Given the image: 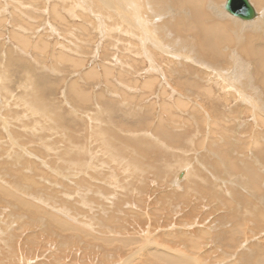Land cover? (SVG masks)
<instances>
[{"label": "rangeland", "instance_id": "1", "mask_svg": "<svg viewBox=\"0 0 264 264\" xmlns=\"http://www.w3.org/2000/svg\"><path fill=\"white\" fill-rule=\"evenodd\" d=\"M225 3L239 27L261 16L239 19ZM167 5L159 0L158 20L144 13L131 27L127 0H0V264L264 262V160L254 150L264 125L228 96L239 85L221 79L208 97L207 80L180 74L196 56L161 58L157 41L180 29L159 25L187 10ZM233 57L229 66L242 61ZM187 82V97L175 92Z\"/></svg>", "mask_w": 264, "mask_h": 264}, {"label": "bare ground", "instance_id": "2", "mask_svg": "<svg viewBox=\"0 0 264 264\" xmlns=\"http://www.w3.org/2000/svg\"><path fill=\"white\" fill-rule=\"evenodd\" d=\"M129 7L128 9H130V15L131 17H129L130 19H128L130 21H133V23H138L139 19L142 17L141 14L144 15V13H149L152 14L153 18L152 19H157L156 16L159 18L161 11L159 10L156 11L155 8H153V4L156 5V3H159V0H147L145 2H141V0H127ZM161 3L164 1L165 3L167 2L168 5L169 4H174V5H178V6H183L185 5L186 7V12L183 9V7H171V5L168 7L171 11L177 12V8H178V12L179 9L182 12L180 13V16H178L177 14L175 15V18L177 16V18H179L180 23L174 25L172 23V25H166L165 27H161L159 24V27L161 29V31L166 32V30H171L174 29L173 31H175V29H180L179 33L180 35H175L174 33H172V40H167L166 38L163 39L162 41L159 42V40L157 41L156 44V48H158V52L161 55V58H168L169 63L172 61L171 59H173V57L177 56L174 52H178L179 53V57L182 58H189L190 61H193L194 56H196V63L197 66L193 67L192 65H185L184 69L181 70L180 69V74L185 73L186 77L187 76H191L194 73L197 74L198 76H201V78L203 77L205 80H207L208 82L205 83L206 85H208L209 83V88L207 89L204 85H202V83H200V80H196L194 82L199 83L198 87H205L207 90H203L206 94L209 95H214V90L212 87H214V85L218 86V82L223 79L225 81H229V83L234 82L235 85H239L243 91H239V90H233L232 94L228 95L229 97H231L232 99H236V98H240L239 101H242V103L246 104L245 105V109L246 112L248 113V115H254V121L256 122V118L259 119L258 123H262L264 125V0H253L258 7H260L261 9L258 10L257 7V12H261V16L259 18L256 19V21L253 24H249L246 26H242L239 27V23H237V20H233L230 21L231 19L227 18V14H224L223 11L221 10V6L219 5V3L222 0H160ZM227 1V0H226ZM78 1L75 2V4ZM177 2V3H176ZM80 3V2H79ZM58 4V3H57ZM115 4L116 7V2H112V5ZM164 4V3H163ZM208 4L210 5V7H208ZM88 5V4H87ZM166 5V4H165ZM167 5V6H168ZM78 6V4H77ZM158 6V4H157ZM79 7V6H78ZM77 7V8H78ZM118 7V6H117ZM164 7V6H163ZM212 7V8H211ZM34 8V7H33ZM67 8V7H65ZM114 8V6H113ZM211 8V9H210ZM225 8V5H224ZM37 9V8H36ZM80 9V8H79ZM116 9V8H115ZM167 9V8H166ZM167 9V10H169ZM158 10V9H157ZM165 10V9H164ZM166 10V12H167ZM169 10V11H170ZM226 10V9H225ZM51 11V10H50ZM129 11V10H128ZM88 12V11H87ZM113 12V11H112ZM165 12V11H164ZM185 12V13H184ZM259 12V13H260ZM120 13V12H119ZM169 13V12H168ZM22 14V13H21ZM30 14V13H29ZM61 14V13H60ZM114 14V13H113ZM171 13H169L170 15ZM175 14V13H174ZM59 15V14H58ZM121 15H123L121 13ZM141 15V16H140ZM163 15V14H161ZM167 15V14H165ZM172 15V14H171ZM170 15V16H171ZM2 16V15H1ZM27 16V15H26ZM43 16V15H42ZM61 16V15H60ZM145 16V15H144ZM151 15L148 17H152ZM170 16H166L165 18H173L174 16L170 17ZM191 16H193V19H191ZM195 16V19H194ZM258 16V14H257ZM25 17V16H24ZM112 17V16H111ZM119 17V16H118ZM65 18V16H64ZM67 18V17H66ZM117 18V17H116ZM124 18V17H123ZM147 18V17H144ZM163 18V17H162ZM161 18V19H162ZM164 18V19H165ZM210 18V20H209ZM15 19V18H14ZM149 18H147V20H150ZM163 19V21H164ZM27 20V19H26ZM150 20V22H151ZM158 20V19H157ZM95 21V20H94ZM97 21V20H96ZM105 21V20H103ZM143 21V20H142ZM146 21V19L144 20ZM156 21V20H155ZM166 21V20H165ZM164 21V22H165ZM251 21V20H250ZM106 22V21H105ZM147 22V21H146ZM147 22V23H150ZM169 22H171V20H169ZM174 22V21H173ZM99 23V22H98ZM132 22H130L131 27ZM156 23V22H155ZM151 24H154V22H152ZM150 24V25H151ZM168 24V23H167ZM7 25V24H6ZM33 25V24H32ZM134 25V24H133ZM155 25V24H154ZM153 25V26H154ZM23 26V25H22ZM51 26V25H50ZM88 26V25H87ZM112 26V25H111ZM138 26V25H137ZM146 25L147 30L151 33L153 31L156 30L155 26L154 29H150V27L152 28V26ZM229 26H231L232 28H236V30L240 29V35L237 34V36H233V34H231L230 30H229ZM135 27V26H134ZM159 27L157 29H159ZM136 29L134 30H138L137 27H135ZM142 27L139 25V30ZM252 28V31H249V29ZM40 29V28H39ZM159 29V30H160ZM14 30V29H13ZM38 30V29H37ZM110 30V29H108ZM131 30L133 31V28H131ZM130 30V31H131ZM177 30V31H178ZM24 31V29H23ZM29 31V30H28ZM142 31V30H140ZM146 31V30H145ZM158 31V30H157ZM137 32V31H135ZM133 31V33H135ZM189 32V33H188ZM18 33V32H17ZM20 33V32H19ZM22 33V32H21ZM141 33H146V32H141ZM154 33V32H153ZM169 33V32H167ZM187 35H182V34H186ZM1 34V33H0ZM90 34V33H89ZM111 34V33H110ZM147 34V33H146ZM145 34V35H146ZM155 34V33H154ZM158 34V33H157ZM162 34V33H161ZM164 34V33H163ZM37 35V34H36ZM41 35V34H40ZM43 35V34H42ZM156 35V34H155ZM104 36V35H103ZM111 36V35H110ZM133 36V35H132ZM185 38H181L184 37ZM40 37V36H39ZM138 39L140 38L139 35H137ZM144 38V34L141 36V38ZM147 39H150V35H146L145 36ZM157 37V35H156ZM161 37V36H160ZM177 37V38H176ZM180 37V38H179ZM21 38V37H20ZM24 38V37H23ZM37 38V37H36ZM134 38V36H133ZM132 38V39H133ZM135 39V38H134ZM155 39V38H154ZM45 40V39H44ZM139 40H143V39H139ZM151 40V39H150ZM182 40V41H180ZM18 41V40H17ZM156 41V39H155ZM252 41H254L256 43L253 44ZM57 42V40H56ZM130 42V41H129ZM148 42V41H147ZM143 43V42H142ZM149 43V42H148ZM147 43V44H148ZM155 43V42H154ZM30 44V43H29ZM138 44V43H137ZM144 44V43H143ZM40 45V44H39ZM136 46V45H135ZM140 46V45H139ZM149 46V45H147ZM155 46V45H153ZM223 46V47H221ZM4 49V48H3ZM149 49V48H148ZM147 49V51H148ZM153 49V48H152ZM223 49L229 50V56L228 53L223 51ZM41 50V49H40ZM2 51V50H1ZM18 51V50H17ZM12 52V51H11ZM35 52V51H34ZM146 52V51H145ZM20 53V52H19ZM139 53V52H138ZM182 53H184V56H182ZM21 54V53H20ZM147 54V53H146ZM157 54V53H156ZM155 54V55H156ZM143 55V54H142ZM145 55V54H144ZM236 56H241L240 60L242 59V61L237 62L236 65L233 66H229L230 61H227L228 57L230 56H234L233 59L237 60ZM148 56V55H146ZM172 56V57H171ZM193 58H190V57ZM39 59V58H38ZM152 59V58H151ZM37 60V59H36ZM17 62V61H16ZM185 62V61H184ZM186 63V62H185ZM241 63V64H240ZM8 64V63H7ZM178 64V63H177ZM211 64V65H209ZM157 65V64H156ZM214 65V66H213ZM216 66V67H215ZM27 67V66H26ZM136 67V66H135ZM153 67V65H152ZM156 67V66H155ZM158 68L156 69H160L159 66H157ZM166 67V66H165ZM123 68V67H122ZM196 68H198V70L200 72L196 73ZM248 68H252V74H248L247 69ZM107 69V67H106ZM112 69V68H111ZM23 70V69H22ZM27 70V69H26ZM108 70V69H107ZM139 70V69H137ZM141 70V69H140ZM161 70V69H160ZM167 70V69H166ZM152 71V70H151ZM169 71V70H168ZM107 72V71H106ZM112 72V71H111ZM149 72V71H148ZM176 73V72H175ZM240 73V76H239ZM112 74V73H111ZM174 74V73H173ZM137 75V74H136ZM195 75V76H197ZM2 77V76H1ZM185 77V78H186ZM194 78V77H192ZM200 78V77H199ZM198 78V79H199ZM200 78V79H201ZM202 78V79H203ZM231 78V80H230ZM189 79V78H188ZM201 79V80H202ZM2 80V79H1ZM4 80V79H3ZM138 80V79H137ZM193 80V79H192ZM204 80V81H205ZM151 81V80H150ZM149 81V82H150ZM154 81V80H152ZM180 81H187V79L181 80ZM137 82V81H136ZM139 82V81H138ZM147 82V83H149ZM146 83V85H147ZM179 83V82H177ZM214 83V85H213ZM150 84H153V82H151ZM191 82H187L185 85H178L177 87L179 89H176L175 92L179 93L180 95H182L183 97H187L188 93L185 94L183 90L184 87L190 85ZM201 84V86H200ZM204 84V82H203ZM224 82H222V84L220 85V87L222 86L223 88L226 87L225 85H223ZM227 84V83H226ZM145 85V83H144ZM145 85V86H146ZM213 85V86H212ZM228 85V84H227ZM233 85V84H232ZM79 87V86H78ZM126 87V85H125ZM151 87V85L149 86ZM148 87V88H149ZM192 87H195V84H192ZM203 87V88H204ZM250 87L252 89V92H247V88ZM262 88L263 89V93H261L260 89L258 88ZM169 88V87H168ZM228 88L230 89L231 87L228 86ZM134 89V88H133ZM227 89V87H226ZM228 89V90H229ZM179 90V91H178ZM34 91V90H33ZM174 91V90H173ZM70 92V91H69ZM72 92V91H71ZM113 92V91H112ZM166 91L163 90L162 93H164ZM208 92V93H207ZM111 93V92H110ZM226 93V92H225ZM81 96L83 98H87L85 93H80ZM144 94V93H143ZM173 94V93H172ZM176 94V93H175ZM199 94V93H198ZM228 94V93H227ZM226 94V95H227ZM78 95V94H77ZM225 95L224 98H226L228 101L230 100L229 97H227ZM114 96V95H113ZM147 96V95H146ZM164 96V95H163ZM181 96V97H182ZM202 96V95H201ZM222 96V95H221ZM145 97V96H144ZM167 97V96H166ZM203 97V96H202ZM151 98V97H150ZM175 98V97H174ZM115 99V98H114ZM170 99V98H168ZM176 99V98H175ZM185 99V98H184ZM203 99V98H202ZM117 100V99H116ZM172 100V99H171ZM221 100V99H220ZM119 101V100H118ZM176 101V100H175ZM238 101V102H239ZM263 101V102H262ZM182 102V101H181ZM180 101L178 102L179 104L181 103ZM188 102V101H187ZM230 102H232L230 100ZM229 102V103H230ZM259 102H262V105L259 104ZM121 104V103H120ZM166 104V103H165ZM184 105V102L182 103ZM186 104V103H185ZM237 104V103H236ZM155 105V104H154ZM182 105V107H183ZM187 105V104H186ZM189 105V104H188ZM185 106V105H184ZM218 106V105H217ZM224 106V105H223ZM235 106V105H234ZM139 107V106H138ZM154 108V107H153ZM172 107H170L169 109H171ZM186 108V107H185ZM243 108V107H242ZM261 110H259V109ZM147 109V108H146ZM152 109V108H151ZM168 109V110H169ZM190 109V107H189ZM198 109V108H197ZM200 109V107H199ZM138 110V109H137ZM202 110V109H201ZM167 111V110H166ZM200 111V110H198ZM168 112V111H167ZM201 112V111H200ZM113 113V112H112ZM166 113V112H165ZM203 113V112H202ZM245 113V112H244ZM231 114V113H230ZM177 115V114H176ZM243 115V114H242ZM225 116V115H224ZM204 117V116H203ZM208 117V116H207ZM60 118V116H59ZM179 119V118H178ZM229 120V119H228ZM239 120V119H237ZM6 121V120H5ZM180 121V120H179ZM242 121V119H241ZM8 123V122H7ZM190 123V122H189ZM208 123V122H207ZM223 123V122H222ZM229 124V123H228ZM238 125V124H237ZM252 125V124H251ZM255 125V124H254ZM131 126V125H130ZM219 126V125H218ZM240 125H238L239 127ZM253 126V125H252ZM259 126V125H258ZM187 127V126H186ZM251 127V126H250ZM6 128V127H5ZM133 128V127H132ZM137 128V127H136ZM236 128V127H235ZM258 128H262V127H258ZM257 128V130H258ZM97 129V128H95ZM241 129V128H240ZM248 129V128H246ZM254 130V129H253ZM215 131V130H214ZM218 131V130H217ZM146 132V131H145ZM250 132V131H249ZM248 132V133H249ZM261 132V130L259 131ZM1 133V132H0ZM162 133V132H161ZM155 134V133H154ZM178 134V133H177ZM222 134V133H221ZM246 134V133H245ZM263 134V133H262ZM146 135V134H145ZM217 135V134H215ZM254 135V134H253ZM160 136V135H159ZM263 136V135H260ZM193 137V136H192ZM222 137V136H221ZM9 138V137H8ZM202 138V137H201ZM264 138V137H263ZM263 138L260 140L259 139V133L255 135V140H254V150L255 151H260L261 152V157H257V160L259 159V161L262 162L263 164V160H264V140ZM17 139V138H16ZM165 139V138H164ZM253 139V138H252ZM167 140V139H166ZM173 140V139H172ZM178 140V139H177ZM219 140V139H218ZM251 140V139H250ZM249 140V141H250ZM263 142L262 144L260 143V141ZM136 141V140H135ZM211 141V140H210ZM222 141V140H221ZM216 142V140L214 141ZM251 142V141H250ZM253 142V140H252ZM139 143V142H138ZM192 143V142H191ZM140 144V143H139ZM150 144V143H149ZM245 144V143H244ZM224 145V144H223ZM263 145V147L261 146ZM212 146V145H211ZM214 146V145H213ZM217 146V145H216ZM247 147V146H246ZM251 147V146H250ZM253 147V146H252ZM226 148V147H225ZM249 148V147H248ZM149 149V148H148ZM258 149V150H256ZM216 150V149H215ZM184 151V150H183ZM238 151V150H237ZM204 152V151H203ZM236 152V151H235ZM233 153V152H232ZM254 153V152H253ZM256 153V152H255ZM259 154V152H257ZM201 154V153H200ZM229 154V153H228ZM256 154V155H258ZM206 155V154H205ZM231 155V154H230ZM38 156V155H37ZM150 156V155H149ZM209 156V155H207ZM226 157V156H225ZM205 158V157H203ZM210 158V157H208ZM228 158V157H227ZM230 158V156H229ZM232 158V157H231ZM233 159V158H232ZM154 160V159H153ZM202 160V159H201ZM211 160V159H209ZM233 161V160H232ZM205 162V161H204ZM226 162V161H225ZM229 162V161H228ZM257 162V161H256ZM208 163V162H207ZM260 164V162H257ZM226 165V163H225ZM218 166V165H217ZM236 166V165H235ZM231 167V166H230ZM238 167V166H236ZM248 167V166H247ZM251 167V166H250ZM260 167V166H259ZM260 169V168H259ZM86 171V170H85ZM163 171V170H162ZM227 171V170H226ZM188 172V171H187ZM193 172V171H192ZM202 172V171H201ZM222 173V171H221ZM227 173V172H226ZM254 173L252 170L249 173L250 177L253 175ZM189 174V172L187 173ZM191 174V173H190ZM95 176V175H94ZM188 176V175H187ZM221 176V175H220ZM103 177V176H102ZM223 178V177H222ZM252 178V177H251ZM176 179V178H175ZM54 180V179H53ZM251 180V179H250ZM254 181V179H252ZM198 181V180H197ZM237 181V180H236ZM255 181H258L257 179ZM46 182V181H45ZM49 182V181H48ZM168 182V181H167ZM187 182V181H186ZM260 182V181H258ZM53 183V182H52ZM175 183V182H174ZM188 183V182H187ZM257 183V182H256ZM242 184V183H241ZM193 185V184H192ZM250 185V184H248ZM253 185V184H252ZM184 186V185H183ZM53 187V186H52ZM179 188V187H177ZM175 190V189H174ZM189 190V189H188ZM190 191V190H189ZM8 193V192H7ZM96 194V193H95ZM144 194V193H143ZM142 195V194H141ZM96 198V197H95ZM129 202V201H128ZM114 203V202H113ZM116 203V202H115ZM131 203V202H130ZM112 204V203H111ZM30 205V204H29ZM28 205V206H29ZM131 205V204H130ZM27 206V207H28ZM31 206V205H30ZM129 206V205H128ZM37 207V206H35ZM38 209V208H36ZM45 212V211H43ZM47 212V211H46ZM261 212V211H260ZM259 212V213H260ZM114 213V212H112ZM264 213V212H263ZM244 214V213H243ZM46 215V214H45ZM48 215V213H47ZM112 215V214H111ZM247 215V214H246ZM245 215V217H246ZM52 217V216H51ZM53 218V217H52ZM55 218V217H54ZM242 218V217H241ZM61 219V218H60ZM58 219L56 218V221ZM62 221V220H61ZM244 221V220H243ZM62 224V223H61ZM64 224V223H63ZM62 224V225H63ZM227 225V223H226ZM225 226V225H224ZM64 227V226H63ZM98 227V226H97ZM192 227V226H191ZM67 228V227H65ZM110 229V227H109ZM227 230V229H226ZM113 231V230H112ZM203 231V230H202ZM104 232V231H103ZM173 232V231H172ZM110 233V232H109ZM108 233V234H109ZM115 234V233H114ZM232 234V233H231ZM28 236V234H27ZM165 236V235H164ZM223 236V235H222ZM176 237V236H175ZM229 237V236H228ZM179 238V237H178ZM225 238V237H224ZM235 237L232 235L230 237V239H234ZM114 239V238H113ZM159 239V238H158ZM105 240V239H104ZM222 240V239H221ZM106 241V240H105ZM133 241H131L132 243ZM136 243V241H134ZM176 242V241H175ZM111 243V241H110ZM187 244V243H186ZM201 244V243H200ZM131 245V244H130ZM202 246V245H201ZM193 247V246H192ZM45 248V246H44ZM143 248V247H142ZM140 250V249H139ZM143 250V249H142ZM173 250V249H172ZM169 251V250H168ZM177 251V250H176ZM128 252V251H127ZM174 252V250H173ZM180 252V251H178ZM209 253V252H208ZM153 254V253H152ZM159 254V253H158ZM176 254V253H175ZM178 254V253H177ZM182 254V253H181ZM179 253V255H181ZM187 254V253H186ZM210 254V253H209ZM183 255V254H182ZM210 255H213L210 254ZM176 256V255H175ZM184 256V255H183ZM195 256V255H194ZM226 257V256H225ZM203 258V256H202ZM205 258V257H204ZM219 258V257H218ZM182 259V257H181ZM180 258L177 257H173V258H169V257H164V260L168 263L171 264H177L181 263L182 260ZM183 259H186L185 257ZM189 259V258H188ZM187 259V261L185 262H189V260ZM159 260V259H158ZM162 260V259H161ZM199 260V259H198ZM202 260V259H201ZM184 261V260H183ZM207 261V259H206ZM193 262V261H192ZM191 261L187 264L192 263ZM264 264V262L262 263Z\"/></svg>", "mask_w": 264, "mask_h": 264}, {"label": "water", "instance_id": "3", "mask_svg": "<svg viewBox=\"0 0 264 264\" xmlns=\"http://www.w3.org/2000/svg\"><path fill=\"white\" fill-rule=\"evenodd\" d=\"M225 9L229 14L239 19L250 21L257 17V10L250 0H227ZM185 175V171H181L178 177L181 179Z\"/></svg>", "mask_w": 264, "mask_h": 264}]
</instances>
